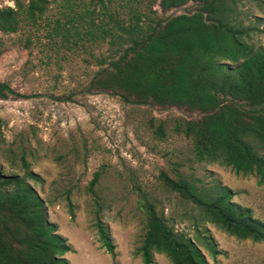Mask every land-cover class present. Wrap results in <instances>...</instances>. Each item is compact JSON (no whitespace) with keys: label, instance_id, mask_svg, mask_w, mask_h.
Returning <instances> with one entry per match:
<instances>
[{"label":"trees","instance_id":"1","mask_svg":"<svg viewBox=\"0 0 264 264\" xmlns=\"http://www.w3.org/2000/svg\"><path fill=\"white\" fill-rule=\"evenodd\" d=\"M10 1L12 6L0 8L2 35L16 33L21 26L28 32L42 31L46 45L54 50L84 52L99 43L115 47L109 59L97 61L105 66L89 81V91L108 92L125 104L198 112V120L175 121L172 128L190 141L194 159L253 176L257 184L264 182V46L244 40L250 29L231 23L233 10L224 0H158L162 12L187 2L197 6L154 21L138 9L139 0ZM9 96L27 98L0 82V100ZM153 133L162 138V124ZM19 163L21 175L0 172V264H68L63 254L70 248L48 222L46 206L29 184L38 176L28 170L23 156ZM97 178L95 173L89 182L91 195ZM159 179L190 206L186 215L193 236L174 230L152 202H145L144 232L136 250L141 264H152L154 253L163 254L170 264H207L200 246L211 258L216 251L209 238L201 236L202 224L264 245V221L233 203L226 187L204 186L181 175L161 174ZM92 198L98 244L111 253L108 230L99 219L100 205Z\"/></svg>","mask_w":264,"mask_h":264},{"label":"rangeland","instance_id":"2","mask_svg":"<svg viewBox=\"0 0 264 264\" xmlns=\"http://www.w3.org/2000/svg\"><path fill=\"white\" fill-rule=\"evenodd\" d=\"M223 3L233 10V25L250 29L244 40L264 46V0ZM157 4L158 0L151 6L139 0L138 9L154 21L197 6L187 2L162 12ZM5 6L12 2L0 0V8ZM42 35L21 26L16 33H0V82L27 96L0 100V172L21 175L23 156L28 170L38 176L29 184L46 206L48 222L70 248L63 254L68 264H141L136 250L144 232L145 202H152L168 225L191 238L186 215L190 206L163 186L161 174L224 186L233 203L264 221V182L257 184L255 177L236 175L216 162H197L190 141L172 132L175 121H196L198 112L125 104L108 92L89 91V81L105 66L97 61L109 59L115 47L99 43L84 52L54 50ZM159 124L162 138L153 133ZM95 173L91 195L88 186ZM92 197L100 205L99 219L108 230L111 253L98 244ZM201 226V236L209 238L216 251L211 258L200 246L207 264H264L263 244L237 240L210 224ZM152 264L170 263L154 253Z\"/></svg>","mask_w":264,"mask_h":264}]
</instances>
